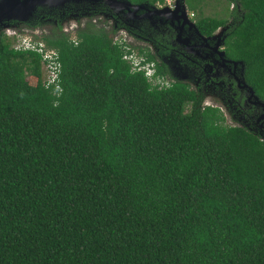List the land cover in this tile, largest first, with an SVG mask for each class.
<instances>
[{"label":"trees","instance_id":"trees-1","mask_svg":"<svg viewBox=\"0 0 264 264\" xmlns=\"http://www.w3.org/2000/svg\"><path fill=\"white\" fill-rule=\"evenodd\" d=\"M207 1L185 0L205 37L228 24L203 15ZM224 1L225 55L264 102V0ZM113 36L88 23L33 38L58 55L56 90L0 30V264H264V141L167 81L149 52L137 58L161 84L132 70L134 48Z\"/></svg>","mask_w":264,"mask_h":264},{"label":"flooded vegetation","instance_id":"flooded-vegetation-1","mask_svg":"<svg viewBox=\"0 0 264 264\" xmlns=\"http://www.w3.org/2000/svg\"><path fill=\"white\" fill-rule=\"evenodd\" d=\"M174 3L175 0L169 5L165 4L163 6L173 9ZM95 6L99 5L96 4ZM157 7H161V5ZM104 8L105 12L96 15L91 14L87 17L86 23H98V28H103L106 32L114 30L113 41L124 40L129 47L134 48L137 56L138 49L149 52L155 61L158 64L163 63L166 69L169 65L171 66L170 61L176 62L182 67L185 66L189 74L184 75L177 69L174 72L183 78L186 77L184 82L190 89L202 95V107L218 108L223 112L226 123L227 118L230 120L228 125L244 127L264 141V109L258 105L255 106L253 98L248 100L247 90L237 85L235 78H239V70L233 73L227 67L221 65L218 54L210 50V47L214 45V41H209L210 47H205L203 41L194 35V32H191L192 41L196 48L190 49L191 51L188 52L182 44L176 41V32L168 24L157 22L156 25L150 26L146 20L137 23L130 19L124 23L113 12L106 7ZM192 17L190 19L193 21ZM76 21L70 19L64 27L61 25L63 20L62 22L58 21L56 25L53 22L49 23L48 20L46 23H42V20L39 21V25L36 22L32 25L18 23L17 25L26 27L24 32L29 36L41 39L52 35L53 32H63L69 35L73 30L77 32V30L85 28L81 22ZM50 24L53 26L51 27ZM223 47L221 50H224ZM210 52L212 54H209ZM151 64L155 65L154 63ZM166 80L173 82L170 74L166 77ZM212 99L225 101L220 105L225 110L220 106H215ZM237 114L239 117L236 116ZM236 118H239V122L236 121Z\"/></svg>","mask_w":264,"mask_h":264},{"label":"water","instance_id":"water-1","mask_svg":"<svg viewBox=\"0 0 264 264\" xmlns=\"http://www.w3.org/2000/svg\"><path fill=\"white\" fill-rule=\"evenodd\" d=\"M96 4L106 7L124 23L130 19L137 23L138 21L146 20L150 26L156 25L157 22L168 24L176 32V41L182 44L188 52L191 51L190 49L196 48V45L193 44L192 41L193 38L191 32H194V35L198 36L203 41L205 47H210L208 42L214 41V45L210 47V50L218 54L221 65L227 67L233 73H236V70H239V78H235L237 85L242 89L247 90L248 100L253 98V104L264 109V103L254 94L252 88L245 82L243 62L229 60L226 57L224 50H221L224 46V40L226 37L225 31L230 23L224 27H220L212 36L205 37L201 35L196 28L195 23L190 19L185 0H175L173 9L166 6L157 7L148 4H132L128 0H0V30L4 32L9 30L10 22L26 24L32 21L39 12H42L43 10L68 8L70 5H73L75 8L80 6L82 16H78V13H75L69 16V18L64 19L61 23L64 27L70 19L79 18L78 20L81 21L85 16H89L91 14L90 9L92 10ZM209 54L212 53L210 52ZM170 62L171 66L169 65L167 70L173 80L185 83L184 79L186 77L183 78L174 71L177 69L184 75H187L189 74L188 69L185 66H180L176 62Z\"/></svg>","mask_w":264,"mask_h":264},{"label":"built area","instance_id":"built-area-1","mask_svg":"<svg viewBox=\"0 0 264 264\" xmlns=\"http://www.w3.org/2000/svg\"><path fill=\"white\" fill-rule=\"evenodd\" d=\"M169 2L170 0H166L167 4H170ZM4 33L8 38L11 37L9 38L11 41V47L15 51H32L40 56L43 84L45 85V87L54 86L56 90H59L57 81L61 72V67L58 61L57 53L46 49L42 42H38L37 40L30 38L25 33H19V31L15 30L14 28L5 31ZM116 41L122 42L124 40L119 39ZM124 59L130 62V64L132 65V70H144L145 76L151 82H154V84H161L162 79H152V76L154 74L153 64L150 63L149 66L146 68L141 65V59H138L133 54L124 55Z\"/></svg>","mask_w":264,"mask_h":264},{"label":"rangeland","instance_id":"rangeland-1","mask_svg":"<svg viewBox=\"0 0 264 264\" xmlns=\"http://www.w3.org/2000/svg\"><path fill=\"white\" fill-rule=\"evenodd\" d=\"M171 2H173V0H170L169 3H171ZM231 9H232V6L230 8H228V5L224 0H208L206 3V7L203 9V15L204 16H210V17H218V18H222V19H228V23H230L231 19H230V11L229 10H231ZM190 16L192 17V15H190ZM87 17H89V16H85V18H83L81 21L78 20L76 22H81L84 25V27H86L89 23V22L86 23ZM47 20L49 21V23L53 22L55 25L58 22L57 19L55 20L52 18H48ZM91 24L94 25L95 28H98V26H99V24L95 23V22L94 23L91 22ZM50 26L52 27L53 25L50 24ZM75 35H76L75 30H73V32H71V34H69V36L71 38H75ZM29 37L33 38L32 36H29ZM9 38H11V37H9ZM135 52L136 51H134V53ZM212 100H213L212 103L215 106H220V105H222V102H225V101H220L218 99H212ZM220 107L222 108L223 106H220ZM222 109L225 110L224 108H222ZM226 115H228V114L226 113ZM236 116L239 117L238 114ZM236 121L239 122V118H236ZM227 124H230V120L228 118H227ZM231 125H233V124L231 123Z\"/></svg>","mask_w":264,"mask_h":264},{"label":"clouds","instance_id":"clouds-1","mask_svg":"<svg viewBox=\"0 0 264 264\" xmlns=\"http://www.w3.org/2000/svg\"><path fill=\"white\" fill-rule=\"evenodd\" d=\"M166 4H167V3H166ZM168 5H169V4H168ZM161 7H163V6H161ZM189 15H190V14H189ZM190 17H191V16H190ZM132 54L135 55V56L137 57V55H136L134 52H133ZM149 64H150V63H148V64H144V65H142V66H144V67L147 68V67L149 66ZM168 81H170V80H168Z\"/></svg>","mask_w":264,"mask_h":264}]
</instances>
